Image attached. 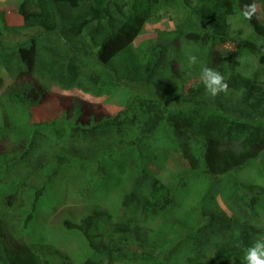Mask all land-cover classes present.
<instances>
[{"label":"trees","instance_id":"16d2710c","mask_svg":"<svg viewBox=\"0 0 264 264\" xmlns=\"http://www.w3.org/2000/svg\"><path fill=\"white\" fill-rule=\"evenodd\" d=\"M228 1L20 0L17 12L22 17V25L7 24L0 11V37L5 32L20 33L23 28H29L34 33L29 34L26 41L11 46L0 42V64L14 77L32 74L39 80L41 88L44 83H57L64 89L76 87L98 93L109 87L117 88L127 77L133 84L148 85L165 61L166 47L160 42L144 41L140 42V52L133 54V41L141 34L144 24L150 20L158 21L162 12L171 10L174 13L176 27L173 32L176 35L182 37L193 32L213 40L214 36L226 34L225 30H228ZM251 2L253 0H232V6L244 19L241 8ZM255 3L258 6L256 17L250 21L244 19L251 27L255 39L247 38L240 47L257 57L264 75V0H255ZM236 66L237 62L229 68L230 74L226 82L228 90L238 93L237 95H225L221 92L215 97L208 95L200 100L194 99V102L187 99V104L173 108H167L154 95L139 100L142 119L136 127L132 126L136 114L129 104L122 111L126 121L124 118L119 120L113 117L99 121L97 128L95 124H90L89 127L79 124L69 126L68 143L61 145L53 153V166L42 176L44 178L39 188L35 187L31 191V207L23 225L33 219L40 195L59 187L61 180L74 182L78 179L82 193L96 187L100 178L89 173L87 177L85 174L83 168L88 161L84 153L90 151L94 155L100 148L95 139L101 137L103 140L108 134H113L116 140L121 141L132 138V132L137 130V136L145 137L163 124L189 132V141L178 145L181 153L188 158L191 168L197 167L199 162L213 178L259 160L264 154V79L261 86H258L251 77L242 76L236 71ZM196 90H189L188 95H195ZM30 93V85L21 83H15L1 93L0 108L4 121L0 125V155L4 154V160L0 164V173L5 170L4 165H12L15 161L26 165V157L32 149L25 145L27 142L14 141L21 134L29 137L30 133H37L38 123H24L29 120L27 111L17 116L23 118V124L9 128L10 122L14 121V114L32 106L34 99ZM59 132L58 130L56 133ZM169 135L177 145L178 136L175 131ZM87 136L93 137L98 146L89 149L85 145L76 144L79 138ZM190 146L195 147L193 152H190ZM100 161H97L98 167ZM62 170H70L71 173L63 174ZM257 173L264 179L261 162L258 163ZM243 184L236 182L233 190L236 206L240 214L247 216L248 209L249 216H252L260 199L264 200V186L249 184L241 189ZM138 185L137 178L131 190L122 193V208L128 209L135 204ZM174 200L173 187L154 178L148 193L141 198L140 208L146 218L151 219L172 211ZM178 221L168 222V229L161 225L158 231L168 234L169 229L177 225ZM58 223L66 230L79 233L87 243L89 253L80 264H113L116 260L137 264H167L171 256L163 244L154 241V237L146 239L145 248L140 251L131 248L133 239L129 224L126 223L110 224L108 230L98 235L95 233L98 225L91 213L79 221L64 214ZM253 233L252 226L246 220H241V216H237L225 241L217 245L215 257L197 259L191 264H244V249L254 242ZM191 238L192 236H186L189 240L187 244L196 248L198 243L190 242ZM7 252L8 255H4L0 247V264H53L58 260L61 264H69L66 254L62 256L56 251L55 255L44 256L41 250L26 244H14Z\"/></svg>","mask_w":264,"mask_h":264},{"label":"rangeland","instance_id":"374dc122","mask_svg":"<svg viewBox=\"0 0 264 264\" xmlns=\"http://www.w3.org/2000/svg\"><path fill=\"white\" fill-rule=\"evenodd\" d=\"M19 3L20 0H0V11L3 12L4 19V10L16 12ZM226 7L228 30H225L226 34L214 36L213 40L193 32L182 37L176 35L173 32L176 23L171 10L162 12L158 21L150 20L145 23L141 34L133 41V54L136 55L140 42L144 41L160 42L166 47L165 61L148 85L133 84L127 77L117 88L109 87L98 93L76 87L64 89L57 83H42L41 88L39 80L32 74L14 77L0 64V96L8 87L21 83L30 85V95L34 99L31 107L13 115L14 121L10 122L9 128L23 124V118L17 116L25 111L29 116L25 124L38 123L37 133H30L29 137L21 134L20 138L14 140L27 142L25 145L32 148L26 157V165L15 161L12 165H4L5 170L0 173V247L4 255H8L7 250L14 244H26L41 250L44 256L55 255L58 251L60 255L68 256L69 264H80L89 253L87 243L76 231L66 230L59 225V218L64 214L77 221L88 213L93 214L98 225V230L95 231L97 235L108 230L110 224H129L133 239L130 247L140 251L145 248V240L154 237V241L163 244L170 251L167 264H191L197 259L214 258L217 245L225 241L237 216H241V220H246L252 226L253 241L264 237L263 198L252 216H249L248 209V215L244 216L238 212L233 194L236 182L244 183L241 189L249 184L264 186V179L257 173L259 162L264 167V154L257 161L213 178L199 162L197 167L191 168L188 158L181 153L178 145L188 142L190 133L164 124L145 137L137 136V130L132 132V138L121 141L116 140L113 134H108L103 140L99 137L95 139L99 146L91 136L79 138L76 144L85 145L89 149L100 147L94 155L90 151L84 153L88 161L83 168L85 174L87 177L89 173L100 178L96 187L82 193L78 179L74 182L61 180L59 187L40 195L33 219L23 225L31 207V191L35 187L39 188L44 178L42 176L53 166V153L61 145L68 143L69 126L72 124L87 127L95 124L97 128V123L103 119L116 117L126 121L122 111L129 104L136 114L132 125L136 127L142 119L138 105L142 98L157 95V99L167 108H173L187 104V99L194 102V99L208 97L210 94L200 79L204 65L221 72L227 79L229 68L237 62L236 71L242 76L251 77L256 85L261 86L264 75L257 57L240 47L247 38L255 39L251 27L233 9L232 0L227 2ZM0 26L2 27L1 20ZM32 33L33 30L29 28L21 29L20 33L5 32L0 37V42L11 46L26 41ZM188 55L197 57V63L191 68L187 66ZM192 89H197V93L190 96L188 92ZM237 94L230 90L225 93ZM3 121L0 108V125ZM58 130L59 134L56 133ZM174 131L178 136L177 145L169 137V133ZM189 148L190 152L195 150L193 146ZM3 155H0V164L3 163ZM98 159L101 160L99 167ZM61 173L70 174L71 171L62 170ZM137 178L140 184L137 187V200L133 206L124 209L120 204L121 195L131 190ZM154 178L173 187L174 206L165 215L161 213L147 219L140 208L141 198L148 193ZM173 220L179 221L169 229L168 234L158 231L161 225L168 229V222ZM186 236H192L190 242H197L198 246L190 247ZM53 264H61V261ZM113 264L137 263L116 260Z\"/></svg>","mask_w":264,"mask_h":264},{"label":"clouds","instance_id":"9594fccd","mask_svg":"<svg viewBox=\"0 0 264 264\" xmlns=\"http://www.w3.org/2000/svg\"><path fill=\"white\" fill-rule=\"evenodd\" d=\"M257 13L258 6L255 0L251 3L244 4L241 8V15L249 21L253 17H256ZM187 62V66L191 68V66L197 63V57L195 55H188ZM200 79L206 91L212 97L217 96L221 92L227 93L228 91V83L224 75L212 67L204 65L201 68ZM243 260L244 264H264V237L256 239L244 249Z\"/></svg>","mask_w":264,"mask_h":264},{"label":"crops","instance_id":"0c3cea01","mask_svg":"<svg viewBox=\"0 0 264 264\" xmlns=\"http://www.w3.org/2000/svg\"><path fill=\"white\" fill-rule=\"evenodd\" d=\"M5 13V19L7 22L12 23V25H20L23 23L22 17L21 15L17 12H14L11 9H5L4 10ZM8 24V23H7Z\"/></svg>","mask_w":264,"mask_h":264}]
</instances>
